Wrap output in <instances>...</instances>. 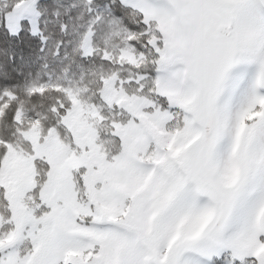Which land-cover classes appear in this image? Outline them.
<instances>
[{"label":"snow or ice","instance_id":"1","mask_svg":"<svg viewBox=\"0 0 264 264\" xmlns=\"http://www.w3.org/2000/svg\"><path fill=\"white\" fill-rule=\"evenodd\" d=\"M0 264H264V0H0Z\"/></svg>","mask_w":264,"mask_h":264}]
</instances>
